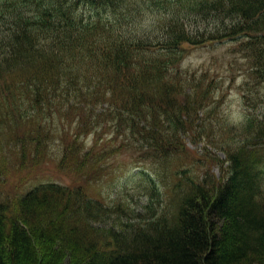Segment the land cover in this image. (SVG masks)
Listing matches in <instances>:
<instances>
[{
  "label": "trees",
  "instance_id": "16d2710c",
  "mask_svg": "<svg viewBox=\"0 0 264 264\" xmlns=\"http://www.w3.org/2000/svg\"><path fill=\"white\" fill-rule=\"evenodd\" d=\"M224 41L264 83V0H0V152L14 135L19 163H39L60 121L57 167L74 176L121 149L177 155L186 133L201 135L193 122L213 117L204 79L189 86L177 69L188 49ZM228 124L226 176L182 171L168 195L137 173L142 210L133 195L104 204L51 182L0 202V264H264V110Z\"/></svg>",
  "mask_w": 264,
  "mask_h": 264
},
{
  "label": "rangeland",
  "instance_id": "374dc122",
  "mask_svg": "<svg viewBox=\"0 0 264 264\" xmlns=\"http://www.w3.org/2000/svg\"><path fill=\"white\" fill-rule=\"evenodd\" d=\"M144 15H146V21L151 24L159 19L153 11H147ZM249 69L250 63L244 53L238 52L235 44L228 41L188 49L183 63L177 70L189 86L191 83L197 84L199 80L204 79L203 86H208L209 89L206 107L212 110L213 117L212 119L207 117V112L203 116L200 115L202 123L198 121L193 123L201 135L193 139L189 133H186L182 138L184 150L166 160L148 157L149 153H146L143 148L121 149L108 158L109 161L102 162L104 169L100 173L83 178L74 176L72 173L61 172L57 167L60 157L58 151L61 146L60 121L55 124L58 129L55 130L51 144L44 152H40L41 160L34 165H31L29 160L23 164L19 163L12 153L14 148L10 145L14 135L8 140L4 137L0 158L7 161L0 165V202H6L11 197L21 195L39 184L51 182L65 187L83 185L89 190L90 196L96 197L104 204L121 200L123 197L135 198L136 209L142 210L149 196L136 187L140 179L137 173H147L149 177L156 178L161 190L165 189L168 195L170 188L166 189V187H171L176 182L178 173L182 171L206 173L208 170L219 178L225 177V167L228 163L221 164L227 157L220 146V141L226 136L220 131L221 124L243 122L248 109H252L253 112L255 109L257 113L264 110V83L254 85ZM249 92L254 94L255 98L252 99L257 101L253 107L251 104L247 105L243 99V94ZM90 103L91 108L95 109L93 114L102 113L106 108L102 100L94 103L91 100ZM204 123L211 125L210 130L203 131ZM64 124L66 132L75 133L76 127L68 130V123L65 121ZM229 124L225 126L226 130L231 127ZM74 125L75 123L71 124L72 127ZM212 136L215 137L212 138ZM91 139L92 134L81 137L86 148L91 145ZM97 150H100L99 147ZM93 168H95L94 165ZM128 191L131 193H127Z\"/></svg>",
  "mask_w": 264,
  "mask_h": 264
},
{
  "label": "bare ground",
  "instance_id": "6f19581e",
  "mask_svg": "<svg viewBox=\"0 0 264 264\" xmlns=\"http://www.w3.org/2000/svg\"><path fill=\"white\" fill-rule=\"evenodd\" d=\"M226 15V14H225Z\"/></svg>",
  "mask_w": 264,
  "mask_h": 264
}]
</instances>
